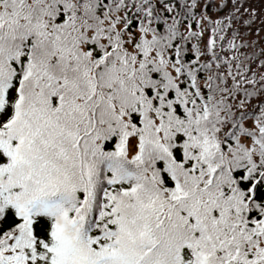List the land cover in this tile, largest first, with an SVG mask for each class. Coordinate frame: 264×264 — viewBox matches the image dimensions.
Returning a JSON list of instances; mask_svg holds the SVG:
<instances>
[{
    "label": "snow or ice",
    "instance_id": "snow-or-ice-1",
    "mask_svg": "<svg viewBox=\"0 0 264 264\" xmlns=\"http://www.w3.org/2000/svg\"><path fill=\"white\" fill-rule=\"evenodd\" d=\"M0 264H264V0H0Z\"/></svg>",
    "mask_w": 264,
    "mask_h": 264
},
{
    "label": "trees",
    "instance_id": "trees-1",
    "mask_svg": "<svg viewBox=\"0 0 264 264\" xmlns=\"http://www.w3.org/2000/svg\"><path fill=\"white\" fill-rule=\"evenodd\" d=\"M257 7H260V4L259 3H257Z\"/></svg>",
    "mask_w": 264,
    "mask_h": 264
}]
</instances>
